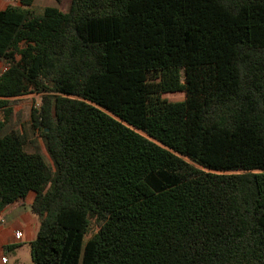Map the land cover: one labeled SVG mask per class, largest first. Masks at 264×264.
<instances>
[{
	"label": "trees",
	"instance_id": "1",
	"mask_svg": "<svg viewBox=\"0 0 264 264\" xmlns=\"http://www.w3.org/2000/svg\"><path fill=\"white\" fill-rule=\"evenodd\" d=\"M33 3L0 10V209L34 192L31 263L264 264V0Z\"/></svg>",
	"mask_w": 264,
	"mask_h": 264
},
{
	"label": "crops",
	"instance_id": "2",
	"mask_svg": "<svg viewBox=\"0 0 264 264\" xmlns=\"http://www.w3.org/2000/svg\"><path fill=\"white\" fill-rule=\"evenodd\" d=\"M8 2L9 0L1 1L0 10L7 7ZM4 69L5 66L0 61V73ZM33 198L34 192L30 191L24 198L0 209V264H32L29 244L34 239L38 226V218L31 211ZM16 231H21L19 239L14 237ZM2 257L5 258L4 262L1 261Z\"/></svg>",
	"mask_w": 264,
	"mask_h": 264
},
{
	"label": "rangeland",
	"instance_id": "3",
	"mask_svg": "<svg viewBox=\"0 0 264 264\" xmlns=\"http://www.w3.org/2000/svg\"><path fill=\"white\" fill-rule=\"evenodd\" d=\"M7 1V0H0ZM8 5H17L18 0H9ZM68 5V0H34L32 7L30 8L34 13H40L46 6H55L59 9L65 10ZM162 97L167 100H181L184 97L183 92H168L162 94ZM39 104V99L36 94H26L23 97H18L14 101V114L12 118V125L18 129H22L27 137V142L24 149L27 152L38 151L42 154L46 161L49 160L46 154L43 139L33 131L30 126V109L33 106ZM48 162V161H47Z\"/></svg>",
	"mask_w": 264,
	"mask_h": 264
},
{
	"label": "built area",
	"instance_id": "4",
	"mask_svg": "<svg viewBox=\"0 0 264 264\" xmlns=\"http://www.w3.org/2000/svg\"><path fill=\"white\" fill-rule=\"evenodd\" d=\"M14 237H15V239H19L21 237V231H16L15 234H14ZM1 261L4 262L5 258L2 257Z\"/></svg>",
	"mask_w": 264,
	"mask_h": 264
}]
</instances>
